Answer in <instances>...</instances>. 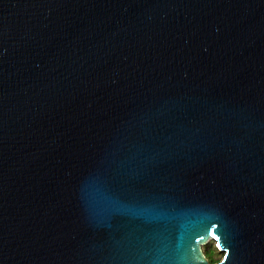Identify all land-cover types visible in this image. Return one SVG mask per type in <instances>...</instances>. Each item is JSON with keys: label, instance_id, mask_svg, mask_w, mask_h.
<instances>
[{"label": "water", "instance_id": "1", "mask_svg": "<svg viewBox=\"0 0 264 264\" xmlns=\"http://www.w3.org/2000/svg\"><path fill=\"white\" fill-rule=\"evenodd\" d=\"M210 240L264 264V0H0V264Z\"/></svg>", "mask_w": 264, "mask_h": 264}, {"label": "rangeland", "instance_id": "2", "mask_svg": "<svg viewBox=\"0 0 264 264\" xmlns=\"http://www.w3.org/2000/svg\"><path fill=\"white\" fill-rule=\"evenodd\" d=\"M202 251L204 252H209V255L211 256V258L209 256H207V260H211V261H220L223 257V253H221L218 248L216 247V244L213 240H210L206 245H204L202 247Z\"/></svg>", "mask_w": 264, "mask_h": 264}, {"label": "trees", "instance_id": "3", "mask_svg": "<svg viewBox=\"0 0 264 264\" xmlns=\"http://www.w3.org/2000/svg\"><path fill=\"white\" fill-rule=\"evenodd\" d=\"M204 256H205V257L209 256V257L211 258V256L209 255V252H208V251H207V252H204ZM208 261H209L210 264H216V263L219 262V261H211V260H209V259H208Z\"/></svg>", "mask_w": 264, "mask_h": 264}, {"label": "snow or ice", "instance_id": "4", "mask_svg": "<svg viewBox=\"0 0 264 264\" xmlns=\"http://www.w3.org/2000/svg\"><path fill=\"white\" fill-rule=\"evenodd\" d=\"M213 235H215V233H213Z\"/></svg>", "mask_w": 264, "mask_h": 264}]
</instances>
